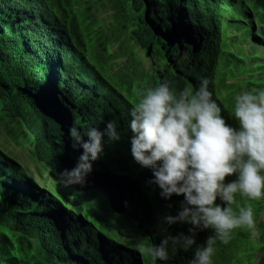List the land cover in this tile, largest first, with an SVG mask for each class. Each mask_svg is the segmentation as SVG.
<instances>
[{"label": "trees", "instance_id": "obj_1", "mask_svg": "<svg viewBox=\"0 0 264 264\" xmlns=\"http://www.w3.org/2000/svg\"><path fill=\"white\" fill-rule=\"evenodd\" d=\"M92 1L0 0V121L12 122L10 140H23L43 164L30 172L0 149V264H163L141 246L162 244V218L178 215L184 198L162 199L147 184L151 170L133 160L127 120L138 100L132 98L160 80L173 90L191 89L195 77L207 76L222 115L235 125L233 95L264 89V0H109L112 18L123 29L131 25L130 42L146 55L140 68L136 58L119 55L121 87L87 57L78 10L92 12ZM106 44H98L105 56ZM149 55L152 64H146ZM107 120L116 123L120 139L103 143L79 183H60L55 169L77 150L65 146L60 126L71 121L101 129ZM237 201L248 203L239 195ZM251 203L261 239L250 232L243 237L259 242L253 261L264 264V201ZM189 227L171 231L187 234ZM210 234L199 233L197 242ZM238 235L233 230L227 243L217 244L213 264H224ZM191 258L192 250L178 249L169 264Z\"/></svg>", "mask_w": 264, "mask_h": 264}, {"label": "clouds", "instance_id": "obj_2", "mask_svg": "<svg viewBox=\"0 0 264 264\" xmlns=\"http://www.w3.org/2000/svg\"><path fill=\"white\" fill-rule=\"evenodd\" d=\"M208 85L207 76L195 77L191 89L181 85L173 90L160 80L143 89L128 109L129 151L141 168L151 170L147 184L159 188L169 202L184 198L178 215L162 218V244L141 246L145 256L163 264L178 249L192 250L188 264H213L217 244L227 243L233 230L255 232L251 201H264V89L233 95V125ZM60 135L65 146L77 149L55 169L62 184L79 183L89 162L103 154V143L120 139L113 120L104 121L101 129L68 121L60 126ZM238 195L248 203H238ZM177 225H189L188 233L174 235ZM205 231L211 234L198 243Z\"/></svg>", "mask_w": 264, "mask_h": 264}, {"label": "rangeland", "instance_id": "obj_3", "mask_svg": "<svg viewBox=\"0 0 264 264\" xmlns=\"http://www.w3.org/2000/svg\"><path fill=\"white\" fill-rule=\"evenodd\" d=\"M100 0H93L91 5L93 7L92 12H88L87 7H82L81 10H78V17L80 19V24L82 27V33L87 46V57L89 61L100 71L106 79L114 84L116 87H121L122 82L121 78L124 74L117 72L122 67L123 58L118 61L119 66L116 64V60L123 55L127 59H130L132 56L136 61L134 62L135 66L140 68L139 64L141 60L140 56L143 55L138 49L135 48L134 44L130 42V31L131 25L127 26L125 29L119 27L121 25L119 21L115 18H112L114 11L111 10L109 0H104L106 5H103V2L98 5ZM132 15V13H131ZM96 26H93V24ZM124 20V26H126ZM134 29V28H133ZM116 41H121V43H127L126 46L118 45ZM107 43L106 46L109 48V54L105 56V53H102L98 47V44ZM116 48L113 50L111 46ZM134 50V53L132 52ZM117 53L115 56L114 53ZM130 53V54H129ZM113 56V57H110ZM106 63V64H104ZM152 56L149 55L148 62L146 64H152ZM167 62L162 63V68L166 69ZM126 66V64L124 65ZM149 80L153 82L155 77L152 75ZM148 81V80H146ZM140 95L136 94L132 98V101H137ZM14 126L9 120L0 121V149L12 157L24 168L32 172L34 169L41 167V163L38 162L36 158L33 157L31 151L27 148V145L22 142H13L10 140V127ZM49 167V166H48ZM51 169L48 170V173ZM34 175V174H32ZM39 182L45 185L38 177L35 176ZM256 214V213H255ZM264 221V215L263 219ZM256 228V227H255ZM241 233L236 239H233L231 243L227 246L228 249L224 254V264H254L253 261V247H259L258 243L255 240L253 241L248 237L244 239L243 235L248 234L246 229H235V232ZM260 231L255 230V233H252V236L255 234L257 241H260L259 233ZM258 262V261H257Z\"/></svg>", "mask_w": 264, "mask_h": 264}]
</instances>
